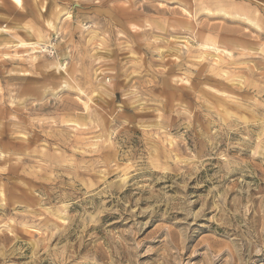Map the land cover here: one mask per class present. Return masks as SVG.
Here are the masks:
<instances>
[{
    "label": "rangeland",
    "instance_id": "rangeland-1",
    "mask_svg": "<svg viewBox=\"0 0 264 264\" xmlns=\"http://www.w3.org/2000/svg\"><path fill=\"white\" fill-rule=\"evenodd\" d=\"M256 34L264 0H0V264H264Z\"/></svg>",
    "mask_w": 264,
    "mask_h": 264
},
{
    "label": "bare ground",
    "instance_id": "bare-ground-1",
    "mask_svg": "<svg viewBox=\"0 0 264 264\" xmlns=\"http://www.w3.org/2000/svg\"><path fill=\"white\" fill-rule=\"evenodd\" d=\"M18 4H19V2H20V0H15ZM135 3V2H134ZM17 5V4H16ZM15 5V6H16ZM33 5V4H32ZM76 5V4H75ZM18 6V5H17ZM16 6V7H17ZM35 8V7H34ZM159 11V10H158ZM242 13L244 14V15H246V16H252V17H254L255 18V16L253 15V12H251V11H249V10H247V9H242ZM41 19V18H40ZM67 19V18H66ZM47 22V21H46ZM47 24H49L50 25V28H53L54 26H52V24H50V21L49 22H47ZM67 25V24H66ZM235 25V24H234ZM28 29V28H27ZM228 33V32H227ZM231 33V32H230ZM232 34H233V32H232ZM242 36H246V34H243ZM264 36H262V35H260V34H256V36H255V38H253L254 40H257V39H261V38H263ZM176 40V39H175ZM29 44H31V43H29ZM30 46V45H29ZM179 46V45H178ZM208 46V45H207ZM182 47V46H181ZM216 51H218V50H216ZM218 54V53H217ZM240 54V53H239ZM260 54V53H259ZM4 56V55H3ZM12 56V55H11ZM6 57V56H5ZM254 57V56H253ZM202 58V57H201ZM219 58V57H218ZM205 59V58H204ZM215 60V59H214ZM252 61V60H251ZM262 61H264V60H262ZM219 63H221V65H223L224 66V64H223V61L221 60ZM258 63V62H257ZM218 64V63H217ZM230 64H234V63H230ZM230 64H228V65H230ZM262 64V63H261ZM212 65V64H211ZM234 65H236V64H234ZM258 65H259V63H258ZM226 66V65H225ZM224 68V67H223ZM252 70V69H251ZM224 72V71H223ZM54 73V72H53ZM226 73V72H225ZM91 80V79H90ZM97 90V89H96ZM75 92V91H74ZM90 99V98H89ZM227 110V109H226ZM89 112V111H88ZM16 122V121H15ZM48 136V135H47ZM96 136V135H95ZM166 140V139H165ZM95 141V140H94ZM98 141V140H97ZM168 145V144H167ZM26 231V230H25Z\"/></svg>",
    "mask_w": 264,
    "mask_h": 264
}]
</instances>
